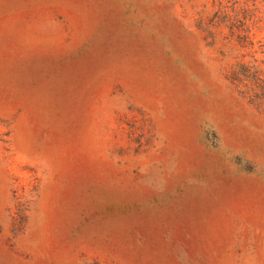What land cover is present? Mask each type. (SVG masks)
<instances>
[{
	"label": "rangeland",
	"instance_id": "374dc122",
	"mask_svg": "<svg viewBox=\"0 0 264 264\" xmlns=\"http://www.w3.org/2000/svg\"><path fill=\"white\" fill-rule=\"evenodd\" d=\"M0 264H264V0H0Z\"/></svg>",
	"mask_w": 264,
	"mask_h": 264
}]
</instances>
